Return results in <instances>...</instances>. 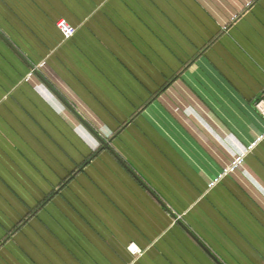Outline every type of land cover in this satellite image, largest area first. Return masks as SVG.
<instances>
[{
    "label": "crops",
    "instance_id": "0c3cea01",
    "mask_svg": "<svg viewBox=\"0 0 264 264\" xmlns=\"http://www.w3.org/2000/svg\"><path fill=\"white\" fill-rule=\"evenodd\" d=\"M262 90L264 0H0V264H264Z\"/></svg>",
    "mask_w": 264,
    "mask_h": 264
},
{
    "label": "built area",
    "instance_id": "2783aa9c",
    "mask_svg": "<svg viewBox=\"0 0 264 264\" xmlns=\"http://www.w3.org/2000/svg\"><path fill=\"white\" fill-rule=\"evenodd\" d=\"M58 27L67 37L71 36L74 33V28L64 20H59ZM253 107L255 111L264 118V90H262L259 96L255 99Z\"/></svg>",
    "mask_w": 264,
    "mask_h": 264
},
{
    "label": "water",
    "instance_id": "95a60500",
    "mask_svg": "<svg viewBox=\"0 0 264 264\" xmlns=\"http://www.w3.org/2000/svg\"><path fill=\"white\" fill-rule=\"evenodd\" d=\"M105 143V145H108V143H106V142H104Z\"/></svg>",
    "mask_w": 264,
    "mask_h": 264
}]
</instances>
